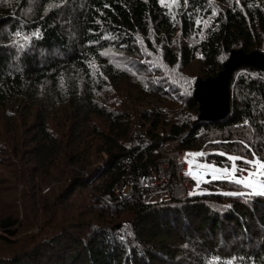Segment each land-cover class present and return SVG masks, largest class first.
Segmentation results:
<instances>
[{"label":"trees","instance_id":"obj_1","mask_svg":"<svg viewBox=\"0 0 264 264\" xmlns=\"http://www.w3.org/2000/svg\"><path fill=\"white\" fill-rule=\"evenodd\" d=\"M25 36L22 51L14 43ZM240 49L264 51V0H181L167 10L158 0H0V150L33 163V186L57 190L46 207L21 198L24 216L12 206L0 220V264H264V196L227 195L214 187L231 183L208 176L207 190L183 201H144L173 192L175 167L169 184L156 188L152 176L175 141L227 169L220 152L264 162L263 71L233 73L222 121H200L194 98L196 80L216 78ZM194 63L199 71H178ZM80 188L94 190L111 227L89 221L86 235L60 211ZM34 227L38 236L18 245ZM49 244L51 257L41 256Z\"/></svg>","mask_w":264,"mask_h":264},{"label":"rangeland","instance_id":"obj_2","mask_svg":"<svg viewBox=\"0 0 264 264\" xmlns=\"http://www.w3.org/2000/svg\"><path fill=\"white\" fill-rule=\"evenodd\" d=\"M17 39H19V38H17ZM14 44L16 45V48H19L20 50L23 51L24 49L28 48V45L31 44V38H29L28 40H25L24 37H20V40L15 42ZM262 50H264V49H262ZM157 54L161 57L162 51L159 50L157 52ZM130 57H131V61H132L133 56L130 55ZM185 69H186V71L182 70V69H178V71L180 73H185V72L195 73V71H199L198 65L196 63L189 65V66H186ZM230 100H231V98H230ZM29 117H31V116H29ZM98 151H99V149H97V147H94V148L89 150V154L95 155ZM165 152H166V155L168 156L169 160L171 159V161H172L171 165H170L169 160L166 161L165 163H162L160 166V169L163 168V166H169V167H166L167 168L166 175L164 173L165 176L162 175V177H160L161 182L158 181L157 185H154L153 184V178L157 174V172H156L152 176V184L156 188L162 183L169 184L168 180H169V177L172 176V171H173L174 167H175L174 168L175 178H176L177 183L175 184V186L173 188V192L168 191V189H164L162 191H155L153 193H149V194L145 195L144 196L145 203L159 204V203H162L165 201H169L172 198H174V199L178 198L176 200L183 201V200H185V198H187V196L189 197L190 195L198 194V193L203 192L204 190H207L204 187V183H206L209 180L208 176H210L212 178V180L229 181L231 179V175L229 173L231 169H229L228 172L217 171L218 168L223 169V168H228V167L220 166V165L218 166L216 163L208 162L206 160H202V159L198 158V156H196L197 158H195V155H192V156L187 155L188 153H197V152L194 150L186 151V150L180 149V144L177 141L169 143L168 145H166L165 146ZM228 153H229V155H235L238 157H243L244 159H248V160L254 159L252 152L249 153L246 151L244 154H241L238 151L234 150V153H231V152H228ZM17 156L18 157H12L9 153H6V151L4 153L2 150H0V220L13 213L12 206L16 210L18 209V212L21 213V217L24 216L25 208L19 202V200L21 198H23V199L25 198V204L28 205L29 209L32 207V205H34L36 207L44 205V207H46V205L48 204V197L50 199H52V201L54 202L55 197H53V196L57 192L56 189L59 190V193L62 192L61 188L63 189V186H61L60 188L59 187L55 188V190H56L55 193H49L48 194V187L43 186V187L39 188V187L33 186L34 183L39 180V179L35 180L36 177L34 176V173H30L31 170H29V169H31L34 166L33 163L31 162L29 165H27V163H26L27 158H24L22 155H20V156L17 155ZM188 157L191 160H196L198 162L199 166L193 172L192 177H190V180H192V184L184 185L187 182V180L184 178V175H182V173H179L181 171L177 170L176 167H177L178 162H181V160H184V158H188ZM255 158H257V157L255 156ZM21 162H23L24 165L19 166V163H21ZM103 162H104L103 160L101 161V159H99L100 164ZM228 163H231V165H229V168H231L232 162L229 161ZM236 165H237V167L247 169V171H245L243 173H240V172L236 173L239 176L243 175V178L247 182H249L250 184H252L254 186H259L261 184H264V169H261L259 166L244 165L239 160L236 161ZM97 166L95 164L91 165L90 169L94 170ZM213 166H215V167H213ZM160 169H159V171H160ZM39 173H40L39 170L36 171V174H39ZM250 173L252 174L251 176L249 175ZM28 175L31 176L30 179H29V177H27ZM55 177H59V176H57L55 174ZM213 177H219V178L214 179ZM32 179H34L35 181H33ZM64 184H66V183H64ZM181 188H185V190H182ZM214 188H219V189L221 188L223 190L230 191L231 193H244V194L247 191L251 192L253 190L252 188L246 187L244 185H238L235 183H231V185H219V186H216ZM120 189H121V187H120ZM122 191H123V194H128L130 192V188L129 187H126V188L122 187ZM93 193H94V190H91L89 188L78 189L75 193L72 194V196H70L67 199V202L64 203V207H65L66 211L60 210L62 212H66V214L69 216L73 215L74 218L77 219V223H79V224L82 223L81 225L82 226L84 225L83 226L84 228L81 230V232L86 233V235L90 231L89 230V228H90L89 227V221H92V224L94 226H100V227H106V228L111 227V225L113 223V221H111L112 218L102 219V217L100 216L101 210H105V209H100L99 205H96V203H95L96 195ZM185 194H187V195L184 198ZM43 198H45V200H44L45 202H43V200H42ZM70 204L72 206H74L73 209H67L70 207L69 206ZM16 206H18V208ZM87 206H90L89 210L83 209L84 207H87ZM26 211H27V208H26ZM36 211H34V213ZM35 215L38 216V214H35ZM21 219L24 220L25 218H21ZM26 220H29V219L26 218ZM108 220H110V221L108 222ZM122 225H124V223ZM22 229H23V233L20 235V239L18 240V242H19L18 245L20 244V241L28 240L27 237H30V239H32V238H34V236H38V234H39L38 232L40 230V227H36V228L34 227L31 229H27V230H25L24 228H22ZM0 234H3L1 228H0ZM78 234H79V232H78ZM89 237H91V236H89ZM28 243H29V241L26 242L27 246H28ZM144 245L147 249V244L144 243ZM51 247H52V245H50V244L42 247L43 251H47L48 253L46 252V253L42 254L41 256L51 257V254H50L51 251H49ZM0 248H4V244H2L1 242H0ZM153 249L154 248H152V250ZM165 251H167V250L161 249L159 255H161V257H164V259L167 260V257L169 258V256L166 255L167 253H165ZM168 255H170V254H168ZM53 258L56 259L55 256ZM24 260H25V262H28V260H26V259H24Z\"/></svg>","mask_w":264,"mask_h":264},{"label":"water","instance_id":"obj_3","mask_svg":"<svg viewBox=\"0 0 264 264\" xmlns=\"http://www.w3.org/2000/svg\"><path fill=\"white\" fill-rule=\"evenodd\" d=\"M243 66H251L264 72V52L233 50L224 63V69L216 78H198L194 98L199 103V120L217 122L226 119L231 109L230 80L233 73ZM120 225H118V228Z\"/></svg>","mask_w":264,"mask_h":264},{"label":"snow or ice","instance_id":"obj_4","mask_svg":"<svg viewBox=\"0 0 264 264\" xmlns=\"http://www.w3.org/2000/svg\"><path fill=\"white\" fill-rule=\"evenodd\" d=\"M181 0H158L159 5L164 8V9H169V4L171 3L172 6H174L175 8H179ZM185 4H187V0H184ZM217 13L215 11H213V16H216ZM175 20V17H173V21ZM211 18L209 19V21H203V23L207 24L210 23ZM195 23L197 25H200L202 23V20L197 18ZM16 35H19V32L16 33ZM34 36H36L37 38H39V36L37 35V33L33 34ZM25 40H28L29 37L25 36L24 37ZM192 86V82H189V88H191ZM189 88H185L184 89V95H191V92L189 91ZM195 119V118H193ZM249 151H251V149H249ZM187 155L192 156H203L204 153L203 152H197V153H188ZM219 155L222 156H226L227 159L229 161L232 162V167H231V174H232V178L229 180L230 183H235L238 185H244L246 187L252 188L253 190L251 191V195H259V196H264V184H261L259 186H254L252 184H250L249 182H247L244 178L243 175H241L240 178H235V174L237 172L243 173L245 171H247V169L245 168H240L237 167L236 165V161H240L242 164L244 165H250V166H259L261 169H264V162H262L261 160H259L258 158H255V153H253L254 159L253 160H248V159H244L243 157H238L235 155H227L224 152H220ZM207 167V166H206ZM215 167V166H213ZM217 171L220 172H228L229 169L227 168H223V169H217ZM189 175H191V172L188 173ZM259 174V173H258ZM250 176L252 175L251 173L249 174ZM214 179H217L219 177H213ZM227 195H234V196H239V195H244V193H227ZM228 264H233L232 260H229Z\"/></svg>","mask_w":264,"mask_h":264},{"label":"built area","instance_id":"obj_5","mask_svg":"<svg viewBox=\"0 0 264 264\" xmlns=\"http://www.w3.org/2000/svg\"><path fill=\"white\" fill-rule=\"evenodd\" d=\"M166 167H169V166H163V168H161L160 171H158L159 173L157 172V174L154 176V178H153V184L154 185H157L158 181L161 182V178L160 177H162V175H164V173L166 175V170H167ZM176 169L180 170L181 172H179V173H182V175H184V178L187 180V182L184 185L192 184V180H190V177H192V175H193V169H196V163L194 161H192L189 157L188 158H184V160H181V162H178ZM189 172H191V175L188 174ZM229 173H230L231 178H232L231 171ZM240 177L241 176H239L238 174H235V178L238 179ZM136 179L138 181H140L142 178L141 177H137ZM181 189L185 190V188H181ZM186 195L187 194H185L184 198L186 197ZM176 199H178V198H176Z\"/></svg>","mask_w":264,"mask_h":264},{"label":"clouds","instance_id":"obj_6","mask_svg":"<svg viewBox=\"0 0 264 264\" xmlns=\"http://www.w3.org/2000/svg\"><path fill=\"white\" fill-rule=\"evenodd\" d=\"M194 162L196 163V165H197V166H196V168H197V167L199 166V164H198V162H197V161H194Z\"/></svg>","mask_w":264,"mask_h":264},{"label":"bare ground","instance_id":"obj_7","mask_svg":"<svg viewBox=\"0 0 264 264\" xmlns=\"http://www.w3.org/2000/svg\"><path fill=\"white\" fill-rule=\"evenodd\" d=\"M195 171V169H193V172Z\"/></svg>","mask_w":264,"mask_h":264}]
</instances>
